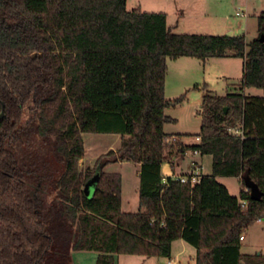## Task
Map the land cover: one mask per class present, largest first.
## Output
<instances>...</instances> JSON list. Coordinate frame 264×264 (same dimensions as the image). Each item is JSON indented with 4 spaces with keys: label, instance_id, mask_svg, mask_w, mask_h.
Returning <instances> with one entry per match:
<instances>
[{
    "label": "trees",
    "instance_id": "obj_1",
    "mask_svg": "<svg viewBox=\"0 0 264 264\" xmlns=\"http://www.w3.org/2000/svg\"><path fill=\"white\" fill-rule=\"evenodd\" d=\"M257 26L250 42L177 35L165 14L127 11L126 0H0V264H74L76 252L95 253V264L171 260L177 240L195 249V264H264L241 255L239 240L264 219V13ZM229 54L243 61L240 92H208L199 141L166 144L164 110L182 101L164 98L166 60ZM236 127L242 136L228 132ZM83 134L120 136L121 147L81 174ZM195 151L211 158L209 176L163 180L162 164ZM119 161L139 165L134 214L121 210V177L103 172ZM220 178L240 179L237 198Z\"/></svg>",
    "mask_w": 264,
    "mask_h": 264
},
{
    "label": "rangeland",
    "instance_id": "obj_2",
    "mask_svg": "<svg viewBox=\"0 0 264 264\" xmlns=\"http://www.w3.org/2000/svg\"><path fill=\"white\" fill-rule=\"evenodd\" d=\"M126 9L165 14L167 28L173 34L243 36L250 42L259 36L257 16L264 13V0H126ZM236 13H244L245 16L238 17ZM242 66L243 61L232 54L225 58H209L205 61L184 57L167 59L164 98L182 101L179 105L164 110V115L172 121L163 125V132L167 136L177 137L185 144H195L194 138L199 134L201 123L199 114L202 97L208 92L218 97L240 92ZM243 93L247 96L262 97V92L255 89H244ZM82 140L85 153L77 163V171L81 174L92 171L99 157L121 147V137L116 135L83 134ZM103 172L118 174L121 177L122 212L137 213L140 209L137 165L119 161L107 165ZM199 174H211L210 158L202 161V171ZM217 181L227 188L232 197L239 196V178H220ZM38 191L43 195L45 193ZM244 237L245 240L240 243L241 255L264 256V222H254L245 230ZM195 256V249L182 240L172 243L171 260L175 264H195ZM72 260L74 264H95L96 254L76 252L72 254ZM167 261L119 255L115 257L114 264H166Z\"/></svg>",
    "mask_w": 264,
    "mask_h": 264
},
{
    "label": "crops",
    "instance_id": "obj_3",
    "mask_svg": "<svg viewBox=\"0 0 264 264\" xmlns=\"http://www.w3.org/2000/svg\"><path fill=\"white\" fill-rule=\"evenodd\" d=\"M243 94L245 95V93H243ZM245 96H247V95H245ZM188 154H190V155H188ZM186 157H188V158H186ZM205 158H210V157H201L199 154L194 155L191 152L186 153L183 156H179L175 159L173 158L170 162L162 164V166H161V177L163 178V180H165L167 178L180 177V176L189 174L193 169H195V171H198V173H200L202 171V161ZM210 160H211V158H210ZM137 168H138V172H139V165H137ZM227 179H229V178H227ZM233 179H236V178H233ZM244 240H245V237H244L243 241ZM243 241H241V242H243Z\"/></svg>",
    "mask_w": 264,
    "mask_h": 264
},
{
    "label": "built area",
    "instance_id": "obj_4",
    "mask_svg": "<svg viewBox=\"0 0 264 264\" xmlns=\"http://www.w3.org/2000/svg\"><path fill=\"white\" fill-rule=\"evenodd\" d=\"M236 16L238 17H244L245 14H240V13H236ZM228 132L233 134L234 136H242V132H241V128L240 127H236V128H229L228 129ZM176 141V138L175 137H172V138H167L165 139V143L166 144H169V143H172V142H175ZM199 141V138H196L195 139V142H198ZM194 155H197L199 154L197 151L193 152ZM200 178H201V175H199L198 171H195V169H193L189 174L187 175H183V176H180V177H173L172 179H175L177 181H179L180 183H189L191 185H194L196 183H199L200 181ZM246 191H248L246 189ZM244 203H242L243 205ZM255 222L257 223H262L264 222V219H257ZM243 237H240V241H243ZM166 264H175L172 260H168Z\"/></svg>",
    "mask_w": 264,
    "mask_h": 264
},
{
    "label": "water",
    "instance_id": "obj_5",
    "mask_svg": "<svg viewBox=\"0 0 264 264\" xmlns=\"http://www.w3.org/2000/svg\"><path fill=\"white\" fill-rule=\"evenodd\" d=\"M259 41L264 42V35L263 34L260 35ZM2 118H4L3 112L0 113V119H2ZM98 179H99V175L96 174L94 177H92L90 180H88L87 183L84 185L83 193L88 199H90L92 197L95 186L98 182ZM243 182H244L246 189L250 192V199L252 201L260 200L261 192L259 191L257 185H255L253 182H251V180L248 177H245Z\"/></svg>",
    "mask_w": 264,
    "mask_h": 264
}]
</instances>
